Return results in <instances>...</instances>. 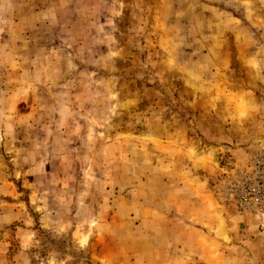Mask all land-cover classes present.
Listing matches in <instances>:
<instances>
[{
  "label": "rangeland",
  "instance_id": "1",
  "mask_svg": "<svg viewBox=\"0 0 264 264\" xmlns=\"http://www.w3.org/2000/svg\"><path fill=\"white\" fill-rule=\"evenodd\" d=\"M0 125V264H264L221 193L264 149V0H0ZM205 188L232 238L163 237Z\"/></svg>",
  "mask_w": 264,
  "mask_h": 264
},
{
  "label": "crops",
  "instance_id": "2",
  "mask_svg": "<svg viewBox=\"0 0 264 264\" xmlns=\"http://www.w3.org/2000/svg\"><path fill=\"white\" fill-rule=\"evenodd\" d=\"M14 131V130H13ZM11 132L7 128L0 125V146L3 145V139ZM14 136V135H12ZM24 170V169H23ZM6 179L3 177V183H9L10 173L5 171ZM5 180V181H4ZM39 184V183H38ZM35 182L27 187H31L32 193L36 195L38 193ZM214 192L209 188L202 189L198 193L193 195V204L189 207H182L181 213L182 217H164L163 218V237H174V238H201L214 237L219 238H232L231 233L228 232V214L226 209L221 208L219 203H217V198H213ZM180 210V209H179ZM9 216V214H7ZM20 217V216H18ZM7 217L0 215V222L5 220ZM23 222L21 225H27L24 217H22ZM169 224H167V221ZM188 220H192L189 223ZM179 231L177 234L176 232Z\"/></svg>",
  "mask_w": 264,
  "mask_h": 264
},
{
  "label": "built area",
  "instance_id": "3",
  "mask_svg": "<svg viewBox=\"0 0 264 264\" xmlns=\"http://www.w3.org/2000/svg\"><path fill=\"white\" fill-rule=\"evenodd\" d=\"M225 175L223 199L239 213L264 218V149L257 150L244 165Z\"/></svg>",
  "mask_w": 264,
  "mask_h": 264
}]
</instances>
